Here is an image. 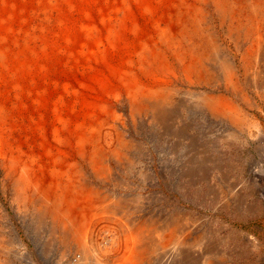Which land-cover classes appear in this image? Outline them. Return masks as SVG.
Listing matches in <instances>:
<instances>
[{"label":"bare ground","instance_id":"bare-ground-1","mask_svg":"<svg viewBox=\"0 0 264 264\" xmlns=\"http://www.w3.org/2000/svg\"><path fill=\"white\" fill-rule=\"evenodd\" d=\"M31 6L0 0V264H237L189 203H244L264 0Z\"/></svg>","mask_w":264,"mask_h":264},{"label":"rangeland","instance_id":"rangeland-1","mask_svg":"<svg viewBox=\"0 0 264 264\" xmlns=\"http://www.w3.org/2000/svg\"><path fill=\"white\" fill-rule=\"evenodd\" d=\"M34 2L38 5V3H42L43 0H11V3L15 7H18L19 4L21 7L23 5L26 8V13L31 10L29 12L30 15L34 13L31 6ZM260 69L263 71L261 70L256 83L247 84L246 87V92L253 101V105L247 106L246 110L252 120L253 124L251 126L254 129V133L250 134L249 131L245 132L241 144L237 147L236 145L234 146L238 150L233 148V150H231L232 154L229 155V158L233 155L231 161L235 166V171L233 170L232 172L233 179L237 180L244 190V194L242 195L244 199L243 205L239 206L241 208L237 207L236 198L229 196L228 205L221 206L211 195L207 197L203 195V197L206 198V203L203 206L200 205L199 202L193 203L194 200L189 203L193 210H206L212 220H215L219 216V220L224 225V230L227 235L237 233L236 239H228V246L230 248L242 250L241 254L231 260L237 264H264V245L255 247V245H247L246 243L248 236H258L261 240H264V215L259 212V214L255 216H250L248 212V206L253 202L256 205V210H264V193L262 191L264 187V177H258V181L253 185L252 183H254V181L251 180L250 174L253 161L257 162V169L264 167V64L261 65ZM259 146H262V148L260 149ZM216 210H221V213H216Z\"/></svg>","mask_w":264,"mask_h":264}]
</instances>
